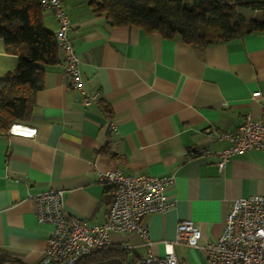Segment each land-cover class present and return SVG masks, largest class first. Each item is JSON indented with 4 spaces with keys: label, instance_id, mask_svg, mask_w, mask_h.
Returning <instances> with one entry per match:
<instances>
[{
    "label": "crops",
    "instance_id": "crops-1",
    "mask_svg": "<svg viewBox=\"0 0 264 264\" xmlns=\"http://www.w3.org/2000/svg\"><path fill=\"white\" fill-rule=\"evenodd\" d=\"M62 1L85 86L100 95L84 106L60 60L45 67L29 117L14 122L35 135L6 134L10 126H0V252L41 264L51 226L37 221L31 195L50 189L63 191L69 214L103 223L110 193L97 173L118 167L129 175L173 176L165 189L172 207L142 219L150 248L160 257L171 246L183 264H206L202 246L217 239L230 204L264 194V153L233 155L219 171L229 142L215 136L236 130L247 115L264 123V31L197 46L135 24L113 25L88 0ZM42 16L54 33L52 13ZM6 56L14 66L5 73L17 61ZM184 219L200 229V247L174 242ZM110 241L129 245V263L147 252L136 233H111Z\"/></svg>",
    "mask_w": 264,
    "mask_h": 264
},
{
    "label": "built area",
    "instance_id": "built-area-1",
    "mask_svg": "<svg viewBox=\"0 0 264 264\" xmlns=\"http://www.w3.org/2000/svg\"><path fill=\"white\" fill-rule=\"evenodd\" d=\"M43 10H48L57 22L54 37L59 61L63 65V77L70 89L78 91L84 106L96 103L99 91H89L80 69V60L69 36L70 18L62 0H40ZM260 91H254L258 97ZM264 109V102H262ZM107 123L114 128L111 118ZM23 128L18 131L15 128ZM35 128L12 123L6 134H22L32 137ZM218 139L229 144L220 152L218 170L222 171L229 158L246 151L264 153V123L247 115L234 131H218ZM118 162V161H117ZM98 179L108 185L111 195L106 220L92 224L65 211L63 191L50 189L31 195L36 219L51 226L41 264H76L77 261L100 248L111 245V233H136L147 247L145 256L136 264H183L170 248L163 256L151 250V240L142 225V219L152 212H165L173 205L165 189L173 181L172 175H129L118 167L98 171ZM175 243L188 247H200L201 231L188 219L176 224ZM128 249L129 245L124 244ZM202 250L206 264H264V194L239 198L230 204L223 228L215 240L207 241Z\"/></svg>",
    "mask_w": 264,
    "mask_h": 264
},
{
    "label": "trees",
    "instance_id": "trees-1",
    "mask_svg": "<svg viewBox=\"0 0 264 264\" xmlns=\"http://www.w3.org/2000/svg\"><path fill=\"white\" fill-rule=\"evenodd\" d=\"M87 5L113 25L135 24L197 46L264 31V0H88ZM240 6L258 13L248 16L238 10ZM42 14L40 0H0L4 53L17 59L13 70L0 78V126L4 130L29 117L32 96L41 86L45 67L59 62L54 33L45 27ZM137 262L129 263L124 248L110 245L80 258L76 264ZM0 264L21 263L11 254L0 252Z\"/></svg>",
    "mask_w": 264,
    "mask_h": 264
},
{
    "label": "bare ground",
    "instance_id": "bare-ground-1",
    "mask_svg": "<svg viewBox=\"0 0 264 264\" xmlns=\"http://www.w3.org/2000/svg\"><path fill=\"white\" fill-rule=\"evenodd\" d=\"M14 66V62L4 54L2 50V41L0 39V77H2L5 71L10 70ZM18 131H25L23 128H15Z\"/></svg>",
    "mask_w": 264,
    "mask_h": 264
},
{
    "label": "rangeland",
    "instance_id": "rangeland-1",
    "mask_svg": "<svg viewBox=\"0 0 264 264\" xmlns=\"http://www.w3.org/2000/svg\"><path fill=\"white\" fill-rule=\"evenodd\" d=\"M235 1L236 2H239L241 0H235ZM238 10L241 11V12H243V13H245V14H247L248 16H250L251 14L255 15V14L258 13L257 11H253L250 8H246V7H242V6L238 7Z\"/></svg>",
    "mask_w": 264,
    "mask_h": 264
}]
</instances>
